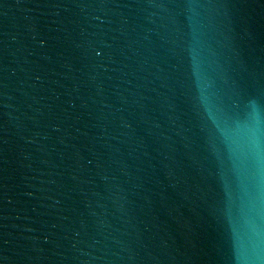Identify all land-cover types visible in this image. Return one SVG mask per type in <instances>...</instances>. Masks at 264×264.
<instances>
[{
  "label": "water",
  "instance_id": "obj_1",
  "mask_svg": "<svg viewBox=\"0 0 264 264\" xmlns=\"http://www.w3.org/2000/svg\"><path fill=\"white\" fill-rule=\"evenodd\" d=\"M0 264H264V0H0Z\"/></svg>",
  "mask_w": 264,
  "mask_h": 264
}]
</instances>
